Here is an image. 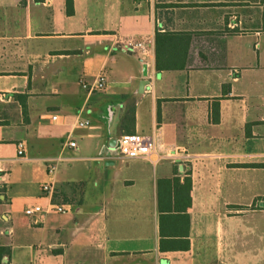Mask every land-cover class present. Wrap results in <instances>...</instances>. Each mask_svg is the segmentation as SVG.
Returning a JSON list of instances; mask_svg holds the SVG:
<instances>
[{
  "label": "crops",
  "instance_id": "obj_1",
  "mask_svg": "<svg viewBox=\"0 0 264 264\" xmlns=\"http://www.w3.org/2000/svg\"><path fill=\"white\" fill-rule=\"evenodd\" d=\"M71 4L0 0L2 263L264 264V0ZM134 132L149 157L114 150ZM49 179L77 211L26 215Z\"/></svg>",
  "mask_w": 264,
  "mask_h": 264
},
{
  "label": "built area",
  "instance_id": "obj_2",
  "mask_svg": "<svg viewBox=\"0 0 264 264\" xmlns=\"http://www.w3.org/2000/svg\"><path fill=\"white\" fill-rule=\"evenodd\" d=\"M122 48L125 51H134L135 49H140L141 51H146L145 43L143 40H131L128 39L123 43ZM106 83V77L104 71H101L91 82H83L82 87L86 88L88 91H100L103 90ZM53 120L58 119L56 113L51 115ZM77 126L86 127L89 125L87 120H78ZM64 145L67 147H75L76 143L71 136L66 137L64 140ZM155 147L154 138L150 134H144L139 132L134 133H123L117 138V143L114 150L118 152L120 156L124 159L133 158H147L152 153ZM16 154L18 157H25V143L23 141H18L15 144ZM60 159V157H58ZM56 170V164L54 161L49 160L46 163V172L50 177L54 174ZM42 192L49 197L46 203H32L26 205L23 212L28 216H37L44 213H56V214H69L77 211V207L71 202H59L52 199V194L55 191L53 182L49 179L40 184Z\"/></svg>",
  "mask_w": 264,
  "mask_h": 264
},
{
  "label": "trees",
  "instance_id": "obj_3",
  "mask_svg": "<svg viewBox=\"0 0 264 264\" xmlns=\"http://www.w3.org/2000/svg\"><path fill=\"white\" fill-rule=\"evenodd\" d=\"M168 6H175L173 4H170ZM67 12H72V4H71V0H67ZM159 32L156 31V38H155V49H156V61H155V67L156 69H161V68H170L168 66H174V65H169V64H160L159 62V54H158V42H159ZM167 36V35H166ZM168 40L174 44L175 42V37L174 36H167ZM260 166H264V163L260 164ZM188 181V179H185ZM6 200V196H5V186L0 184V203L4 202ZM10 254V248L8 246L5 245H0V264L2 263V257L4 255H9Z\"/></svg>",
  "mask_w": 264,
  "mask_h": 264
},
{
  "label": "water",
  "instance_id": "obj_4",
  "mask_svg": "<svg viewBox=\"0 0 264 264\" xmlns=\"http://www.w3.org/2000/svg\"><path fill=\"white\" fill-rule=\"evenodd\" d=\"M143 83H144V80H142V81L140 82V85H143ZM113 140H114V139H110V142H113Z\"/></svg>",
  "mask_w": 264,
  "mask_h": 264
}]
</instances>
